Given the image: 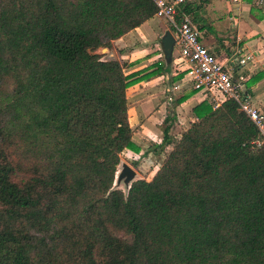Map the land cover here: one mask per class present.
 Returning a JSON list of instances; mask_svg holds the SVG:
<instances>
[{"label":"trees","instance_id":"trees-1","mask_svg":"<svg viewBox=\"0 0 264 264\" xmlns=\"http://www.w3.org/2000/svg\"><path fill=\"white\" fill-rule=\"evenodd\" d=\"M205 1L180 5L199 32ZM155 11L0 0V264H264V142L230 98L195 104L176 138L168 109L150 146L170 145L158 168L111 188L121 152H140L126 90L171 61L125 73L96 50Z\"/></svg>","mask_w":264,"mask_h":264},{"label":"crops","instance_id":"crops-1","mask_svg":"<svg viewBox=\"0 0 264 264\" xmlns=\"http://www.w3.org/2000/svg\"><path fill=\"white\" fill-rule=\"evenodd\" d=\"M186 1L194 2L197 0ZM197 15L199 25L203 26L200 30V41L218 60L225 62L228 56L230 57L234 54L241 58L248 57L243 64L234 66L233 75L236 80L242 83L251 104L258 108H264V4L255 6L253 0H240L239 2L207 0L202 2L201 7L197 11ZM154 17L155 15L120 38L113 40L111 49L106 48L108 52L114 51L115 56L113 59L126 62L128 67L127 73L136 70L145 71L151 64L160 62L161 60L159 58L162 52L160 48V38L168 29V26L166 23L163 26H158V21L156 23H151ZM227 23L233 29L228 28ZM226 32L227 34H225ZM154 37L157 38V43L154 48H151V45L146 42L148 38L151 39ZM130 40H132V43L129 42ZM156 49H160V53L153 52ZM176 54L177 53L174 52L173 49L169 73L148 80L138 81L127 89H133L135 86H144L151 82H157L162 78H166L168 75L177 83L172 85L169 98L179 90L181 94L176 97L181 96L185 98L179 103L176 101L175 105L179 108L180 106H189L190 109V114L187 117L186 109L177 115H174L172 112L170 113V115L173 114L174 120L176 118V120L182 124L185 121L184 116L187 118L186 121L188 123L194 119L191 108L203 100V95L191 89L183 72L175 70L174 57ZM174 86L176 88H174ZM140 90L141 89L133 93V98L135 100L142 97ZM163 108L164 102L162 101L159 103L157 110L160 112ZM167 110L168 109H166L165 114ZM150 117L151 116H149V118ZM184 129L185 127H183L182 130ZM133 142L135 143V141ZM154 144H158V142ZM148 152L147 150V154Z\"/></svg>","mask_w":264,"mask_h":264},{"label":"built area","instance_id":"built-area-1","mask_svg":"<svg viewBox=\"0 0 264 264\" xmlns=\"http://www.w3.org/2000/svg\"><path fill=\"white\" fill-rule=\"evenodd\" d=\"M153 1L156 5L154 15L171 28L173 49L177 53L174 57L175 70L183 72L191 89L200 92L203 99H208L213 107L226 98L232 99L257 129L259 141L256 142H264V108L251 104L242 83L233 75L234 66L243 64L248 57L241 58L234 54L228 56L225 62L218 60L200 41V32L190 16L180 11L183 0ZM253 4L263 5L264 0H253Z\"/></svg>","mask_w":264,"mask_h":264},{"label":"rangeland","instance_id":"rangeland-1","mask_svg":"<svg viewBox=\"0 0 264 264\" xmlns=\"http://www.w3.org/2000/svg\"><path fill=\"white\" fill-rule=\"evenodd\" d=\"M158 21V26H163L165 25V21L157 18L156 16L154 19L151 20V23H156ZM229 23V22H228ZM227 23V27L233 29L229 24ZM168 26V24L166 23ZM168 28V27H167ZM168 30V29H167ZM170 31V30H169ZM231 32V31H230ZM229 33V32H228ZM227 34V32L225 33ZM227 37V35H226ZM132 43V40L129 41ZM151 45V48L155 47V44L157 43V38H151L147 39V42ZM96 52L101 55L102 59H113L115 56L114 51L108 52L107 50L102 51L101 48L97 49ZM153 52H159L160 49H156ZM174 52L176 50L174 49ZM111 54V55H109ZM159 58H163L162 52L159 55ZM123 64V71L125 73L128 72V67L126 62L119 60ZM171 67V66H170ZM6 83L11 85L9 81H6ZM177 84L176 81L172 80L168 75L166 78H162L161 80L157 82H151L150 84L144 85V86H135L133 89H127V116H128V122L129 125L133 131V141H135L136 145L138 146L140 153H143L145 149H148V154L147 152L145 153V156H141L142 154L140 153H133L130 150H124L120 154L118 166L116 167V171L119 169V164L120 162H125L128 164L130 167H132L135 172H137L136 179L138 178H144L148 179L151 177L153 172L158 168L161 160L163 159L164 155L166 152L170 149V145L168 146H161L159 148H152L150 147L151 144L160 142V139L162 137V127L164 123L162 122L163 117L165 114L166 109H169L174 115H177L181 113L184 109H186V117L189 116V106H180L177 107L175 105L176 100L181 97L177 95L181 94L179 90L172 95L169 98V92L171 91L172 85ZM140 90V93L142 97H139L137 100L133 98V93L138 92ZM213 94V93H212ZM209 97V94L206 95ZM208 101V99H206ZM164 102V108L162 111H158V105L160 102ZM149 116H151L149 118ZM170 117V115H169ZM184 116L185 121L180 124L178 120H170L171 122V128L169 130V135L171 138H176L182 131L183 127H187L189 123L186 121V118ZM152 149V150H151ZM151 150V152H150ZM147 154V155H146ZM138 156H141L139 158V162L137 166L131 165V161ZM115 171V173H116ZM115 178V174H114ZM113 178V179H114ZM113 188H118L122 190L123 192L125 191V188L123 187L122 184L114 186V180L112 183Z\"/></svg>","mask_w":264,"mask_h":264},{"label":"water","instance_id":"water-1","mask_svg":"<svg viewBox=\"0 0 264 264\" xmlns=\"http://www.w3.org/2000/svg\"><path fill=\"white\" fill-rule=\"evenodd\" d=\"M174 38L169 30H166L160 38V48L163 58L166 61H171V54L173 50ZM102 51L106 48H101ZM111 55V54H109ZM118 166V165H117ZM114 186L122 184L125 188L124 193L128 190L130 183L136 180V172L125 162H120L119 169L115 173ZM113 183V181H112ZM113 189V187H111Z\"/></svg>","mask_w":264,"mask_h":264}]
</instances>
